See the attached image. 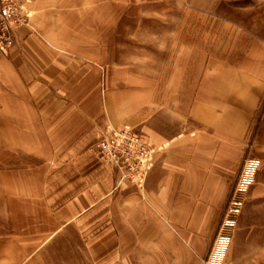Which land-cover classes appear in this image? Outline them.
Segmentation results:
<instances>
[{
  "label": "crops",
  "instance_id": "0c3cea01",
  "mask_svg": "<svg viewBox=\"0 0 264 264\" xmlns=\"http://www.w3.org/2000/svg\"><path fill=\"white\" fill-rule=\"evenodd\" d=\"M56 2L28 0L30 25L0 53V255L5 264H164L166 257L167 264H187L199 252L179 242L175 225L186 232L191 224L213 225L225 197L210 182L216 155L208 143L221 148L219 157L240 158L258 114L264 0H189L191 10L251 43L239 61L204 57L189 104L200 129L189 136V155L186 140L178 143L145 124L140 110L153 94L149 85L124 87L117 63L99 61L98 43L55 38L56 25L43 19L63 13L54 11ZM141 124L160 151L137 187L117 166L100 163L95 142L107 126ZM261 193L264 185L251 198ZM211 224L192 230L185 237L190 245L208 240Z\"/></svg>",
  "mask_w": 264,
  "mask_h": 264
},
{
  "label": "rangeland",
  "instance_id": "374dc122",
  "mask_svg": "<svg viewBox=\"0 0 264 264\" xmlns=\"http://www.w3.org/2000/svg\"><path fill=\"white\" fill-rule=\"evenodd\" d=\"M5 1L28 20L29 24L19 29L29 26L32 14L24 7L28 0ZM54 4V11L64 14H46L43 21L54 22L55 38L62 43H98L99 61L117 63L118 67L115 64L114 67L123 71L118 77L124 87L137 89L144 82L149 85L147 89L153 94L140 110L145 115V124L163 135L177 136L178 143L186 140L189 155V136L200 131L189 116V104L196 98L192 93L200 84L199 68L204 57L209 58L211 53L220 57L226 54L239 61L251 43L236 41L233 28L219 19L191 10L189 0H60ZM142 124L123 127L146 137L154 149L153 169L160 149L151 143L150 135L141 129ZM104 131L97 135L96 142ZM208 146L210 153L216 155L211 159L210 171L214 176H210V182L220 187L225 197L217 217H211L216 220L213 225L191 224L186 232L182 225L174 224L179 242L199 252L194 255L191 251L193 255L189 256L187 264H264V193L251 198L253 189L264 185V93L240 158L229 159L227 154L222 155L225 158L219 157L221 148L214 141ZM233 204H237L238 210L234 218L228 220V209ZM210 224L212 231L208 240L204 239L200 247L195 246L197 242L190 245L189 238L185 237L192 236V230L200 231V226L204 231ZM3 229L0 224V234ZM166 258L164 264L170 260ZM0 264H5L1 255Z\"/></svg>",
  "mask_w": 264,
  "mask_h": 264
},
{
  "label": "built area",
  "instance_id": "2783aa9c",
  "mask_svg": "<svg viewBox=\"0 0 264 264\" xmlns=\"http://www.w3.org/2000/svg\"><path fill=\"white\" fill-rule=\"evenodd\" d=\"M5 0L0 1V52H8L15 43V32L28 25ZM97 156L105 164L117 166L123 177L137 187H143L149 171L154 165V149L146 137L136 134L129 127H108L96 142ZM237 204L229 207L227 218H234ZM231 222V221H230ZM226 236L225 233L222 235Z\"/></svg>",
  "mask_w": 264,
  "mask_h": 264
}]
</instances>
